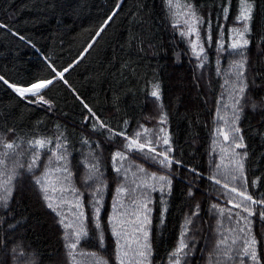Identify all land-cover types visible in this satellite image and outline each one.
<instances>
[{"label": "trees", "instance_id": "16d2710c", "mask_svg": "<svg viewBox=\"0 0 264 264\" xmlns=\"http://www.w3.org/2000/svg\"><path fill=\"white\" fill-rule=\"evenodd\" d=\"M248 4L249 44L233 49L230 33L243 31L237 17ZM191 21L212 41L204 69L183 32ZM0 24V76L9 84L27 87L51 78L54 66L69 68L71 86L57 80L42 93L49 104H42L29 103L35 98H22L0 81V177L8 169L14 175L12 183L0 178V264H121L109 221L115 214L128 221L123 204L115 208L116 190L121 184L129 190L123 182L129 179L117 177L118 151L145 173L170 181L152 179L162 187L144 204L149 239L141 264H264V0H0ZM221 128L242 145L230 144L228 170L216 168L212 151ZM144 129L170 166L129 147ZM160 129L168 145L162 139L157 144ZM39 139L43 150L32 147ZM62 179L74 183L77 193L71 188L68 197L79 195L85 209L76 247L70 236L80 217L64 199L68 185L63 201L50 186ZM94 180L99 189L92 192L76 185L83 181L89 190ZM241 191L257 203L244 200ZM96 197L102 201L101 233L90 201ZM249 238L257 241L256 262L242 251ZM181 242L186 247L178 252ZM128 257L125 264L133 262Z\"/></svg>", "mask_w": 264, "mask_h": 264}, {"label": "rangeland", "instance_id": "374dc122", "mask_svg": "<svg viewBox=\"0 0 264 264\" xmlns=\"http://www.w3.org/2000/svg\"><path fill=\"white\" fill-rule=\"evenodd\" d=\"M191 22L192 23H190V24H186V28L184 29L183 32H185L187 35L186 38L188 41L189 49L191 50V54L193 56V59L196 62V65L198 66L199 69H204L206 66L208 67V65H207L208 64V56H207L208 54H207L206 50L211 45L212 41L210 39V34L207 35L208 32L206 31V29L203 30V27L199 23H196L193 21H191ZM240 32L241 31H239V30H235V31L230 33L231 45L233 43H236L237 41H240L241 43L243 42L240 39V35H239ZM193 43H195L197 45L195 49H193V47H192ZM224 44L225 43L222 41L219 42L218 45H219L220 50H221V48L224 47ZM228 64H229V61H228L227 65ZM229 74L230 73L228 71L225 73L226 76H229ZM26 97H29V96H25L23 98H26ZM224 108H225V106H224ZM226 129H224V128L220 129V137L216 138L213 141V145H212V151L214 154V162H215V166L218 170L223 169V167H225V170H228V165L226 163V161H227L226 159L230 156L228 151H227L229 149L230 144H232L233 149L237 148L235 146L237 144L235 139H233L230 134L227 135V133L225 132ZM139 134L140 135L138 138H137V136L135 137V139H138V144L145 142V137H148L147 129H144ZM160 136L163 137V129H160ZM225 136H227L228 139H225ZM138 144L131 145V146L133 147V149H136L138 147ZM144 152L149 154V156L151 155L152 156L151 158H153V159L156 158L159 160V157L154 155L152 152L148 151L147 148L145 149ZM144 152H143V154L147 155ZM161 158H163V157L161 156ZM25 166H28V165H25ZM19 167H21V165ZM116 169H119V171H116L117 177L129 179V181H123V179H122V181L125 183L126 187L128 184L129 190L126 191L123 188V184H121L123 191H118V189L116 188L117 189L116 190V197L118 196V194H119V196H118V199L115 197L116 200H114L115 204H116L115 208H118V207L120 208V206H122V204H123L124 209H126L125 212L127 211L126 213H127V217H128L127 224L125 223L123 217L120 214H118V215L115 214L114 215L115 218L113 216L109 220L110 224L112 225L113 236L117 240L116 242L118 245L119 260H121V264H125L127 262L126 259L129 258L128 257V254H129V256L133 260V262L130 261L127 264H141L142 263L141 262L142 257L138 253L140 251H144V249L147 247L148 239H149V232L147 230L148 229V215L147 214H150V213H149V211L147 212V210H146L147 207H146V209L144 208V204H145L146 200H149L148 193L154 192V190L158 191V192L161 191L162 183H156V184L151 183L153 181H152V176L150 175V173H148V174L145 173L146 172L145 170H143L142 168H140L134 164H130L129 162H127L124 159L122 161H119ZM8 170L6 171L4 178L0 177L5 181L4 182L5 184H6V182L12 183V179L14 176L11 174V172L9 173ZM238 171L239 170L237 169V172ZM8 176L10 177V179ZM19 177H20L19 179H23L22 175H19ZM68 178L71 180L70 177H68ZM70 180L67 179V182H66L64 179H62L60 182H57V183H55L56 181H51L50 186H52L54 189H57V191H54V193L56 194V196H58L57 198H60L63 201V199H62V197H64V195L62 193V190L64 189L63 185L64 184L68 185L66 187L67 192L65 193L66 195H65L64 199H65V201H67L68 205H71V201L73 202V207H74V209H72L73 214H76L77 218L80 217L78 228H74L73 234H72L73 236H70L71 240H73L71 245H73V247H76L78 245V240L76 238H74V235L78 231L79 237H81V234H82L81 232L83 229L82 226L85 228V225L83 223V222H85V211H84L85 209H83L82 199H81V201L79 199L80 196L77 195V196H79V197H77L75 195L77 193V191L75 190L76 187H75L74 183H71ZM18 182H20V181H18ZM84 182H85V185L89 186L88 185L89 183L87 182V180ZM60 185H61V187H60ZM76 185H77V187H79L82 190L85 189V191H87V192H92L95 188L99 189V182L95 181V180L93 183H91L92 187H89V190H87L85 188L83 181H80ZM102 186H103V189L105 191H107L106 186L103 184H102ZM71 188H72V192L75 194L71 195V198H70L71 201H70V199H69L70 193H68V192ZM6 189L11 190L12 187L11 186L6 187ZM119 189H121V187ZM0 190H1V184H0ZM154 193H156V192H154ZM125 195H126V201L127 202H124ZM99 196H100V194H99ZM88 200H89V198H88ZM90 201L96 205L94 224H95V227L97 228V230L99 231L100 230L99 225H100V223H102L101 217H100V206H101L102 201H101V198L99 200L98 197H96L94 200H90ZM62 205L65 207L66 204L63 203ZM84 208H85V206H84ZM92 215H93V213H92ZM83 218H84V220H83ZM199 219H200V217H199ZM198 220L196 222L197 224L199 223ZM138 227L140 228V231H137ZM98 233H101V231H99ZM117 233H119V235H117ZM145 233H146V237H145ZM82 235H84V234H82ZM98 236L100 237L101 234H98ZM191 244H193V243H191ZM184 245H186V244H184ZM198 245L199 244H197V247H199ZM147 251H148V249H147ZM125 254H127V256ZM137 259L140 260V262H138ZM91 263L92 264H104L102 261H100L98 259L92 260Z\"/></svg>", "mask_w": 264, "mask_h": 264}, {"label": "snow or ice", "instance_id": "6c2138e0", "mask_svg": "<svg viewBox=\"0 0 264 264\" xmlns=\"http://www.w3.org/2000/svg\"><path fill=\"white\" fill-rule=\"evenodd\" d=\"M251 12H252V7L250 4L246 5L245 7L241 8L240 14L237 17V23L243 26V31L239 33L240 35V39L243 41L242 43L240 41H237L236 43L232 44V48L233 49H240L242 47H246L249 44V41L247 39H244L245 34L250 33V20H251ZM115 12H113L112 15H114ZM194 14V13H193ZM112 15H110L105 21L104 23L100 26L99 30L96 33V36L98 37L100 35L101 32L104 31V28L107 26L108 22L112 19ZM0 27H4V25L0 24ZM95 39H93L89 44H88V48H91L92 45L95 43ZM196 44L193 43L192 47L193 49L196 48ZM86 51V50H85ZM80 58H83V56L81 55ZM79 61L77 60V63ZM52 71V77L51 78H46L43 80H38L32 84H30L27 87H18L15 84H9V82L7 80L4 79L3 76H0V81H2L4 84L8 85L9 87H11L20 97H25V96H31L34 97L35 100H30L28 101L29 103L35 102V103H42V104H49V101L44 99V96L42 95V93L48 89L50 86H53L55 84V82L57 80H59L60 82H62L64 85H67L69 88H71L70 85H68V81L65 79V73L69 71L68 67H64L63 69H61L60 71H57L56 68L53 66L51 68ZM244 89L243 87L240 88V91L242 92ZM73 94L78 97V94H76L75 90L72 89ZM151 95L153 97H157L159 96V93L157 90H153L151 92ZM83 103V101H81ZM83 107L85 109H87V111L89 112V114L94 118V119H99L98 117H96L95 113L92 112V109L86 104L83 103ZM86 122H87V118H86ZM101 127H104L103 124H101ZM234 131H239L238 129H234ZM139 133H137V138L139 137ZM157 144H159V141L162 139V142L164 145H168L170 142L167 138H162L159 137V134L157 133ZM127 139V137H125ZM225 139H228L227 136H225ZM240 140H242V137H239ZM49 144L51 143V141L48 142ZM138 144V139H132L129 147H131V145H135ZM236 147H240L242 146L241 144H236ZM13 147V145L8 144L7 148L11 149ZM33 148H39L41 150H43L45 148V140L43 139H39L36 140L34 142V144H32ZM147 148L148 151L152 152L154 155L156 156H162L163 159L159 160V163L164 165L165 167L170 166L171 161L169 160L166 152H157L156 151V147L152 146V141L148 140L147 137H145V142L144 143H139L138 147L136 149H133L134 151H138V152H143L145 151V149ZM168 151H171V149H168ZM119 157L121 159H124V155L121 152H116L114 154V158ZM57 160H63L64 156L63 154H61L60 156L56 157ZM167 161V163H165ZM177 163H179L177 161ZM243 169V165L239 164L238 165V170L242 172ZM116 171H119V169H116ZM152 179H159L160 181H165L166 183H170V181H167L165 176H159L158 178L153 176ZM216 183H219V181H216ZM225 187H227V185H225ZM120 191H123V188L120 189ZM232 192H236L237 189L236 188H232L231 189ZM239 195L241 197H243L244 200L251 202V204H255L257 203V201L253 200V197L251 195H246L243 191L239 192ZM260 203L264 204V201H260ZM234 207L240 208L241 205L240 204H236L234 205ZM146 208V205H145ZM242 210L246 213H248L249 215H252L253 213H251L249 211V206H244L242 208ZM261 216L264 217V213H261ZM244 219H247V217H244ZM137 231H140V228H137ZM241 231H243V229H241ZM117 235H119V233H117ZM145 237H146V233H145ZM257 241L255 240V238H249L245 241L246 247L243 248V254L247 257H249L252 261L256 262L257 261V255H256V251H255V245H256ZM186 245L183 244V242H181L180 248L178 250V252H182L183 248ZM141 257L145 256V252L144 251H140L138 253ZM178 253L174 254L177 255ZM177 264H179V261H177Z\"/></svg>", "mask_w": 264, "mask_h": 264}]
</instances>
